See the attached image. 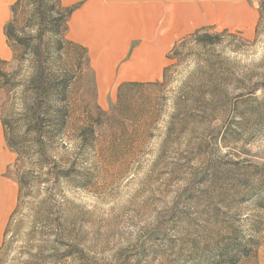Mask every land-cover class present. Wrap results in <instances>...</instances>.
<instances>
[{
  "label": "rangeland",
  "instance_id": "rangeland-1",
  "mask_svg": "<svg viewBox=\"0 0 264 264\" xmlns=\"http://www.w3.org/2000/svg\"><path fill=\"white\" fill-rule=\"evenodd\" d=\"M214 2L159 81L108 104L56 0L15 7L0 122L26 176L0 264H262L264 0Z\"/></svg>",
  "mask_w": 264,
  "mask_h": 264
},
{
  "label": "crops",
  "instance_id": "crops-1",
  "mask_svg": "<svg viewBox=\"0 0 264 264\" xmlns=\"http://www.w3.org/2000/svg\"><path fill=\"white\" fill-rule=\"evenodd\" d=\"M18 1L0 0V61L13 56L5 27ZM204 1L58 0L69 11L65 38L84 55L83 72L94 75L98 94L107 104L115 102L124 85L162 78L179 42L206 26L208 14H222L216 2ZM14 159L0 122V247L18 197L17 181L9 173ZM259 257L264 264V245Z\"/></svg>",
  "mask_w": 264,
  "mask_h": 264
},
{
  "label": "trees",
  "instance_id": "trees-1",
  "mask_svg": "<svg viewBox=\"0 0 264 264\" xmlns=\"http://www.w3.org/2000/svg\"><path fill=\"white\" fill-rule=\"evenodd\" d=\"M23 0H19L16 4H15V6L14 7H12V15H13V13H14V11H15V7L18 5V4H20L21 2H22ZM56 2H57V4H59V2H58V0H56ZM60 5V4H59ZM62 14H61V16L59 17V19H60V21H63L64 22V24H65V22H66V19H67V17H68V15H69V11L68 10H66V9H63L62 10ZM55 22H56V24L58 25V23H57V21L55 20ZM59 25H60V22H59ZM199 32H196V34H198ZM5 35H6V38H7V41H8V44H9V46H10V48H12V46H11V43H16L17 45H21L22 44V41H21V39L20 38H18V36H16L15 35V32H14V30H12V26H11V21L8 23V25L5 27ZM195 38H196V40H198V41H204V40H209V42H204L205 44H212V41H211V36L210 35H208V34H203V35H196L195 36ZM20 47V46H19ZM26 51V48H24V52ZM37 75L38 74H36V76H35V78H37ZM33 114V123L34 124H36V125H39V122H41V120L39 121V118H38V116H37V112H33L32 113ZM1 124H2V127H3V131H4V138H5V141H6V143H7V145H8V147L14 152V153H17L18 155H20L19 154V152L17 151V149H16V145L12 142V141H10L8 138H7V135H6V130H5V127L7 126L4 122H2V120H1ZM36 133H37V135L39 136L40 135V130H39V132H37L36 131ZM25 174H22L20 177L18 176L17 177V184H18V201L17 202H19V200H20V198H21V191L23 190V188H24V185H25V182H24V180H25ZM17 208V207H16ZM15 212H16V210H14V212L12 213V215L13 214H15ZM12 215H11V217L10 218H12ZM243 255L244 256H248L249 254H248V252H244L243 253Z\"/></svg>",
  "mask_w": 264,
  "mask_h": 264
}]
</instances>
